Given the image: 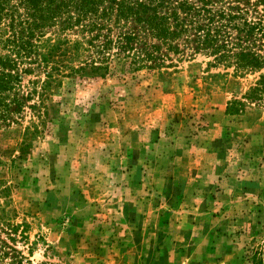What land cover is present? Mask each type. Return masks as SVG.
<instances>
[{"label":"rangeland","instance_id":"1","mask_svg":"<svg viewBox=\"0 0 264 264\" xmlns=\"http://www.w3.org/2000/svg\"><path fill=\"white\" fill-rule=\"evenodd\" d=\"M212 3L264 20L258 0ZM187 47L162 69H52L41 95L49 69L22 75L36 106L0 127V201L32 264H251L254 248L264 264V103L226 112L258 73L235 77Z\"/></svg>","mask_w":264,"mask_h":264},{"label":"trees","instance_id":"2","mask_svg":"<svg viewBox=\"0 0 264 264\" xmlns=\"http://www.w3.org/2000/svg\"><path fill=\"white\" fill-rule=\"evenodd\" d=\"M258 3L264 6V0ZM246 13L239 7L216 9L212 0H0V127L16 123L26 107L36 106L27 103L37 87L25 92L22 85V75L35 69L34 64L49 69L41 95L56 80L52 69L58 74L60 69H77L81 78L105 76L115 68L125 74L162 69L170 67L168 53L183 54L182 46L211 57L209 66L232 69L235 77L258 73L243 100L227 102V113L242 112L244 100L264 103V20L249 19ZM129 20L139 27H127ZM109 23L125 29L112 36ZM51 26L58 29L44 38ZM75 26L83 35L72 40L66 36ZM145 33L158 43L146 41ZM9 202L0 201V264H32L16 248L26 230L14 221ZM251 251V264H262L259 249Z\"/></svg>","mask_w":264,"mask_h":264}]
</instances>
